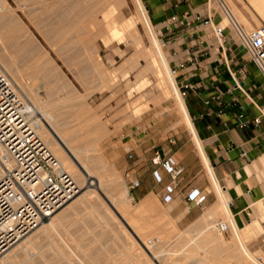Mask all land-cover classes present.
Wrapping results in <instances>:
<instances>
[{"label": "rangeland", "instance_id": "rangeland-1", "mask_svg": "<svg viewBox=\"0 0 264 264\" xmlns=\"http://www.w3.org/2000/svg\"><path fill=\"white\" fill-rule=\"evenodd\" d=\"M8 1L12 9L6 16L7 22L0 26L3 36V39L0 38V65L6 73L8 72L7 74L11 79L16 80L18 78L16 82L18 81L17 85L22 99L29 104L37 105L39 108H45L44 105L47 104V107L51 108V111L64 122L68 134L76 144L83 148L84 153L91 160L93 159L92 161L98 166L102 168L105 166L94 177H90L52 131L48 120L40 116L41 121L60 141L78 168L87 175V185L76 196L86 192L87 189L95 191H93L94 195L100 202L98 205L100 209L97 211L102 216L100 219L103 222L108 219L102 223L103 225L106 224L104 225L106 226L105 229L110 231L112 235L115 233L114 236L117 240L119 239V242L128 243L129 246L133 245L131 247L142 259V264H252L242 253L235 233L230 226L229 218L225 215L222 221L216 219L213 224L207 227H203L200 222L192 226H185L186 221L180 223L178 218L172 215L168 201H162L157 196L151 204L143 205L140 200L134 199L131 193L130 181L135 180V178L131 177L125 170V164L131 159V142L136 140L132 136L142 130L171 132L188 129L184 123H181L182 116L179 114V108L171 89L165 81V73L157 64L155 56L153 58V43L136 0H126V4L121 8L122 16L131 17V14L135 13L134 16L136 17V23L132 27L133 31H129L127 35L126 32L128 31H118V29L115 31L116 35L111 33L100 34V30L115 16L114 0H104L105 6L103 7L102 4V8H92L94 2L98 0H86L85 5L89 7L85 9V12L87 14L92 11V16L85 15L87 17H84V20L78 24L71 23L75 19L80 21L81 18L78 16L54 17L55 14L61 13L63 8L56 7L54 10H44L38 7L14 8L13 5L19 4L18 0H14L16 2ZM41 4L42 2L37 3V5ZM144 4L147 7L145 0ZM124 7L125 9H123ZM36 12L42 14L34 18ZM149 14L151 15L150 12ZM57 18L58 20L64 18L66 22L63 25L72 31L61 32L54 29L56 24L52 22L53 20L57 21ZM12 22L19 24L23 29L11 31ZM52 24H54L53 27ZM154 26L161 39V31L155 22ZM62 35L67 39L55 40V38L63 37ZM141 35L143 40L141 39V42L137 43L135 37L141 38ZM27 37H30L33 44L32 51L29 53L18 52L12 58L13 56L6 45L12 42L24 44ZM87 42L92 44V48L94 47V50L91 48L89 53L81 46ZM3 43L5 44L4 47ZM69 44L72 45L70 51L63 50L65 52H62L60 46ZM76 44L77 46L80 45L81 48L79 46V49L76 48ZM162 44V49L166 52L171 67L169 46L165 45L163 41ZM116 47L126 50L127 57L135 54L139 49L148 47V60L144 56L139 57V65L136 68L132 69L129 74L122 73L116 68L127 57L116 52ZM98 56L108 71L101 70ZM153 59L155 65H153ZM46 61L48 62L47 65ZM147 64L151 68L143 74L140 73L141 68ZM13 72H17V74ZM73 77L75 78L74 83L71 82ZM99 174L105 175L103 183L99 182ZM125 184L128 187L129 196H124V203L118 202L114 198L112 190L120 189ZM90 196L93 197V194ZM258 206L262 212L261 217H256L248 222L243 216L245 220L243 231L246 233L248 245L254 250L256 257L262 261L259 255L264 252V225L262 224L264 201H260ZM98 213L94 216L95 218H99ZM73 217L76 218V216ZM82 221V219L75 220V223L67 221V224L69 222L74 225H67L72 226V229H70L71 227H64L63 233L75 239L78 235L77 223L80 226ZM221 222H228L229 232H223L219 229L218 224ZM46 224L39 225L35 229ZM76 231L77 233H75ZM123 234L125 235L123 236ZM212 235H215L214 238ZM259 236L263 238L261 242L257 240ZM73 239L74 243H69L76 246V240ZM207 239H211V243H203L208 241ZM44 241L46 244L48 243L49 247L52 246L50 251H53L55 247L57 248L60 243V240L53 236L52 239L47 237ZM196 241L200 243V247H196ZM113 242L111 241L109 244L112 245ZM38 247H32L29 257H24V260H20L19 264H27L29 262L27 260H30L31 256L34 259V255H42L45 248L44 246H40L41 249ZM206 247L209 249L208 251ZM51 254L53 253H49V256L47 255L41 264H60L61 259L53 254L57 260L59 259L57 261Z\"/></svg>", "mask_w": 264, "mask_h": 264}, {"label": "crops", "instance_id": "crops-1", "mask_svg": "<svg viewBox=\"0 0 264 264\" xmlns=\"http://www.w3.org/2000/svg\"><path fill=\"white\" fill-rule=\"evenodd\" d=\"M85 1H52L57 4L56 7L63 8L54 17L73 15L81 20L75 19L72 24L82 22L87 17L85 15L92 16V11L85 12L89 7ZM124 1L122 6L126 4ZM145 1L162 48L154 22L160 34L169 39L165 45L169 46L171 66L180 65L177 80L175 78L178 88V83L180 86H190L187 88V99L182 97L194 131L142 130L135 133L132 137L136 140L131 142V159L125 164V170L135 178L130 184L138 182L137 186L130 188L131 193L143 205L151 204L157 196L163 201L169 194L167 201L170 211L180 223L186 221L185 226L200 222L203 227H207V223L213 224L216 219L222 221L225 215L229 218L231 228L234 225L237 227L252 255L260 261L248 245L243 231V216L251 222L262 215L258 203L264 201V114L259 109L264 105V75L239 42L232 26L225 22L224 12L217 0ZM223 1L247 31L264 24V0ZM18 2V5H13L14 8H43L44 4L37 5L40 2L37 0ZM24 2H28V6ZM102 4L104 7V0L95 1L92 8H102ZM122 6L118 8L114 0L115 16L100 30V34H115L116 23L121 18L132 20L131 27L125 30L128 31L126 35L133 31L135 13L131 17L122 16ZM208 17L215 24H223L225 37L221 43L216 39L213 29L203 24V20ZM141 39L142 35L141 38L135 37L137 43ZM147 48L139 49L127 57L126 50L116 47V52L127 57L116 70L129 74L139 65V57L144 56L148 60ZM164 54L167 59L165 51ZM167 62L170 67L168 59ZM98 63L102 71H108L99 56ZM148 70L147 64L139 72L143 74ZM71 82H75L74 77ZM237 82L240 86H237ZM257 116L261 119L259 123L254 121ZM241 121L246 122L244 126H240ZM156 152L160 153V158L156 157ZM164 159H173L183 167L171 193H168L167 186L172 184V178L162 165ZM154 171H157L161 180ZM193 190H197L199 196H205L201 203L188 200ZM262 239V236L257 238L259 242ZM259 258L264 264V252Z\"/></svg>", "mask_w": 264, "mask_h": 264}, {"label": "built area", "instance_id": "built-area-1", "mask_svg": "<svg viewBox=\"0 0 264 264\" xmlns=\"http://www.w3.org/2000/svg\"><path fill=\"white\" fill-rule=\"evenodd\" d=\"M217 1L224 12V20L232 26L239 42L264 75V24L247 31L230 12L226 3L223 0ZM203 24L213 29L219 43L223 41V24L213 23L211 17L204 19ZM160 37L164 44L169 42L161 34ZM179 66H171L176 80ZM178 85L187 99V88L190 86ZM237 86H240L238 82ZM19 90L18 85L0 65V144L3 148L0 154V257L22 237L39 225L49 222L52 215L78 189L73 176L63 169L38 133L34 107L31 103L29 107L24 105ZM259 110L264 114V105ZM219 112L222 113V110ZM260 120V116L254 118L256 123ZM245 123L241 121L240 126ZM156 157L160 158L159 152H156ZM162 165L172 178V184L167 186L168 193H171L183 167L173 159L162 160ZM155 175L161 180L157 171ZM130 185V188H134L138 182L134 181ZM198 196L199 192L193 190L188 195V200L199 204L205 196ZM169 198L170 195L167 194L165 200ZM218 225L223 232L229 229L225 222Z\"/></svg>", "mask_w": 264, "mask_h": 264}, {"label": "bare ground", "instance_id": "bare-ground-1", "mask_svg": "<svg viewBox=\"0 0 264 264\" xmlns=\"http://www.w3.org/2000/svg\"><path fill=\"white\" fill-rule=\"evenodd\" d=\"M37 1L44 2L43 6H42L43 7L42 9H44V10H46V9H48V10L53 9L54 10V7H56V5H57V4L56 5L54 4L55 2H48L46 0H37ZM116 2H117V7L120 8L124 4L125 1L124 0H116ZM136 2L139 6V7L138 6L137 7L140 9L139 11L143 17L142 19L145 22L148 34H149V36L152 40V43H153V50H152L154 52L153 58L155 56V58H156L155 60H157L156 61L157 64L161 67V69L165 73V76H166L165 81L171 89V93L173 94V97H174V99L178 105V108H179V114L182 116V122L181 123H184V125H186V127L188 129L194 131V126L190 120L185 102H184L183 97H182V93L176 84L175 77L172 74L171 68L169 67V64L167 62V59L165 57L164 51H163L162 46H161V42L155 34V31L153 29L154 27L152 26V22H151L149 14H148V11H147L144 3H143V0H136ZM23 4H26V3L24 2ZM27 4H26V6H28ZM11 9H12V7L8 4L7 0H0V26H2V24H5L7 22L6 16L11 11ZM44 12L46 13L47 11H44ZM41 14H42L41 12H40V14L38 12H36L35 15L33 13V15H34L33 17L34 18L38 17ZM89 17H90V15H89ZM49 18H50V16H49ZM51 18H53V17H51ZM63 20H64V18H63ZM63 20L60 18L58 20V18H57V21L56 20L55 21L53 20V22L51 21L52 23L56 24V26L54 24H52L51 26L53 27V25H54L53 28L56 29L57 31H61V32L64 31L65 32L67 30V31L71 32L72 30H70L68 28L66 29V27L63 25V24H65L64 22H66L65 20L64 21ZM12 24H13V27L11 28V31L23 29L21 26H19V24L17 25L15 22H12L11 25ZM60 24H62L65 27V29ZM131 25H132V20L124 19V18H121V20L117 21V23H116V27H117L118 31L128 30L131 27ZM59 26H61V27H59ZM40 29H42V28H40ZM0 38L3 39L1 31H0ZM63 38H65V37L64 36L58 37V38H55V40L58 41V40H61ZM46 39H48V38H46ZM65 39H67V38H65ZM4 43H3V47L5 45ZM6 46H7L8 50H10V54L13 56L12 58H14V54H16L18 52L29 53L34 48L33 44L31 43L30 37H27V41H26V43L24 42V44L12 42ZM78 46H79V48H81V46H82L83 49H86L88 51V53H89V50L92 48V44L90 42L83 43V45L81 44V46L80 45H78ZM78 46L76 44V48H78ZM70 48H72V45H70V44L64 45L62 47L60 46V49L62 52H65L66 50L70 51L69 50ZM73 49H75V48L73 47ZM63 50H65V51H63ZM92 50H94V47L92 48ZM57 51H58V48H57ZM47 63L48 62L46 61V65H47ZM18 64H20V63H18ZM153 65H155L154 59H153ZM149 68H151V67H149ZM152 69H153V67H152ZM13 73H15V72H13ZM15 74H17V72ZM19 74H21V73H19ZM16 77H18V76H16ZM12 79L16 84H18V81L16 82V80L18 78L17 79L15 78L16 80H14V78H12ZM22 100H23L24 105L26 107L30 106V104L26 100H24V99H22ZM35 102H36V100H35ZM41 102H42V100H41ZM32 105L34 107L33 108L34 113H36L35 122L38 123V133L43 138V140L45 141L47 146L50 148V150L53 152V154L58 158L63 169L74 176L76 187L78 188L76 194L81 192V189H83L87 185V175L78 168L75 161L72 159L71 155L67 151H65V149L61 145L60 141L54 137L52 131L57 135V137L67 147L68 151L81 164L84 171H86L90 177H92V176L94 177L102 169H104L105 166H103V168L98 166L96 163H94L92 161L93 159L91 160L84 153L83 148H81L78 144H76L74 142V140L68 134V131L66 130L64 122L60 119V117L58 115H56L55 113H53L51 111L52 110L51 108L49 109L47 107L48 106L47 104L44 105V106H46L45 108H39L35 104H32ZM55 108H57V107H55ZM40 116L43 118H46L48 120L52 131L50 129H48L46 124H44L41 121L42 118ZM2 151H3V148L0 144V154L2 153ZM102 155H103V153H102ZM107 162H108L107 164H109V161H107ZM105 165H106V163H105ZM104 178H105V175L99 174V182L100 183L104 182ZM93 191H91V189H89V190L87 189V191L82 193L81 195L76 196V194H75L69 201H67L63 206H61L52 215L51 220L48 224L45 223L46 225H43L42 227H40L38 229H34V231L32 230L33 231V232L31 231L32 233L30 232L26 236L22 237L14 245V247H12L7 253H5L2 256V258L0 257V264H19L20 260H22L24 257L30 255V253H31L30 251H32V247L35 248L37 246H39L38 247L39 249H41L40 246H44L45 249H44L43 254L42 255L41 254L34 255V259H32V256H31L30 260L29 259L27 260V261H29L28 263L26 262L27 264H41V262L45 259V257H47V255L49 253H53L58 258H60L61 259L60 264H142V262H143L142 259H140V256L138 255V253L133 250V247H131L133 245L129 246L128 243L126 244L123 242H119V239L117 240L116 236H114V234H115L114 232H113L114 234L112 235L110 231L108 232L105 229L106 226H104V225H106V224L103 225L102 223H104L108 219H105L104 222H103V220L100 219L102 216L97 212V211H99L98 209H100V207H98V205H100L99 204L100 202H98L99 201L98 198L96 199L97 196L94 195L95 191L94 192ZM112 193H113V196L116 199V201L122 202V203H124V200H125V199H123L124 196H129L128 195L129 194L128 193V187L126 184L124 186H122L120 189L112 190ZM92 194H93V197L95 196V198L90 196ZM219 206H220V204H219ZM97 213L100 215L99 218L94 217ZM73 216H76V218H74ZM77 219H82L83 221H82V223H80V226L77 223L78 227H76L77 228L76 230L78 231V235L75 239H73L74 237L72 238V236H71V238H70V237H68V235H65L63 233V229H64V227L65 228L71 227L70 229H72V226L69 227L67 225H70V224L74 225V224L69 223V222L67 224V221H70V222L73 221V223H75L74 221ZM65 223H66V225H65ZM225 223H228V222H225ZM210 224L207 223V226ZM233 227H234L233 231L235 233V237L238 240V243L240 245L239 247H241L242 253L245 255V257L252 264H263L260 261H258L252 255L253 253H251V251L248 249V247H247L245 241L242 239L237 227L235 225ZM219 229L222 231V229L220 227H219ZM77 231L75 233H77ZM66 232H67V230H66ZM214 233H216V232H214ZM51 235L53 237H57V239L60 240L58 247L57 248L53 247L54 248L53 251H50V250H52V248H50L52 246L50 245V247H49L48 243L46 244L45 243L46 241H44L47 237H51V239H52ZM70 235H72V234H70ZM124 235L125 234H123V236ZM214 236H213V238H214ZM72 239L76 240V244H75L76 246H73L74 244L72 245L71 243H69V242H73ZM111 241H114L112 243V245L109 244V242H111ZM190 243H192V242H190ZM203 243H205V244L211 243V239H209L208 241H205ZM196 247H200V243L197 241H196ZM207 247L209 248L208 245H207ZM207 247H206V249L208 251L209 249ZM205 253H207V252L205 251ZM53 254H51V256L57 260L56 256H53ZM168 255H170V254H168ZM57 261H59V259Z\"/></svg>", "mask_w": 264, "mask_h": 264}]
</instances>
